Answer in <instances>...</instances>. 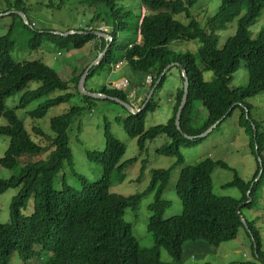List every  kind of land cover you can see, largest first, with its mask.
Masks as SVG:
<instances>
[{
    "label": "trees",
    "instance_id": "16d2710c",
    "mask_svg": "<svg viewBox=\"0 0 264 264\" xmlns=\"http://www.w3.org/2000/svg\"><path fill=\"white\" fill-rule=\"evenodd\" d=\"M199 1L139 0L140 10L136 15L123 5L124 0H79L78 4L93 10V17L87 23L90 30H69L60 35L35 32L28 45L30 49H37L41 38H58L61 48L69 54L93 42L92 50L96 51L93 61L105 51L104 57L95 66L89 68L90 63L87 62L82 67V62L79 68L70 70V76H66L65 80L40 62L14 63L10 57L14 48L10 31L0 37V120L4 122L0 126V137L9 139L8 147L0 158V170L16 169L14 176L0 178V196L9 189L18 190L9 206V221L0 224V264H9L13 255L22 262L38 258L42 264H162L160 249L166 251L171 264H184L183 244L188 243L207 254V247L217 248L235 240L239 230H243L249 238L254 258L251 263L240 264H264L255 220L243 216V211L253 210L259 191L264 186V131L259 132V126L250 117V107L246 103L264 92V30L255 39L249 34V27L264 10V0H220L215 14L203 26L195 21L190 12ZM7 7V11L26 15L23 0H15ZM181 14L187 24L174 19ZM16 17L23 21L18 14ZM233 19H236L233 36L216 49V35ZM102 26L108 29L106 36L110 37L109 40L97 37L91 31ZM176 41H196L199 47L195 54L177 53L170 47ZM81 61L78 60V63ZM241 61H244L247 72V84L233 89L230 87L231 78ZM197 62L201 65L198 66ZM119 64L127 68L129 79L126 80V90L103 85L87 92L131 105L128 89H136L139 93L149 79L148 92L154 89V95L161 89L166 77V74L162 77L161 74L171 65L179 70L182 82L174 95L172 116L165 125L147 131L144 129L145 114L155 108L153 95L143 109L146 100L142 102L139 113H128L123 119H116L127 136L136 139L139 156L144 153L147 142L165 137L167 144L157 149V155L175 159L169 169L151 171L145 191L130 196L112 194L109 190L112 185L125 181L128 167L137 158L121 161L125 147L108 132L106 125L104 149L85 152L88 161L99 169L97 179L90 181L74 170L69 148L68 133L74 121L84 112L90 114L96 102L116 104L81 94L78 90L81 77L89 68L85 88L90 78L100 73L112 75ZM177 65L185 71L188 80V96L180 117V131L175 127V115L183 95V78ZM203 72H212L213 81L204 82ZM31 83H39V87L29 90ZM53 94L57 96L51 98ZM15 95H20L18 105L7 109L5 101ZM75 96L80 97L83 105L71 106L67 112L49 120L50 135L44 136L47 146L34 142L16 116L17 110H27L31 104L37 103L26 114L30 119L41 120L50 109L68 105ZM198 103L206 114L202 122L197 121L193 109ZM234 111L239 112L238 126L248 138L256 163L249 182H243L234 173L233 180L225 186L239 190L241 197L237 200L212 193L211 174L216 168L230 170L226 164L205 159L187 166L180 153L181 148L204 140L189 141L183 136L197 138L221 121L218 128ZM32 132L42 136L38 129H32ZM42 155L45 159L41 158ZM176 168H180L175 195L180 201L181 213L163 220L162 215L170 203L162 199V194L168 186L171 172ZM260 171L261 176L255 182ZM148 194L153 195V201L148 205L150 216L146 230L153 246L147 249L140 246L124 216L127 210H135ZM30 198L32 211L23 215Z\"/></svg>",
    "mask_w": 264,
    "mask_h": 264
},
{
    "label": "rangeland",
    "instance_id": "374dc122",
    "mask_svg": "<svg viewBox=\"0 0 264 264\" xmlns=\"http://www.w3.org/2000/svg\"><path fill=\"white\" fill-rule=\"evenodd\" d=\"M15 0H0V37L6 35L10 31V39L14 42V48L10 53V57L14 63L23 62H40L51 68L62 79H67L75 68L92 64L93 56L96 51L92 50L93 42L85 46L80 51L67 54L65 49L59 45V39L43 37L40 39L39 48L30 49L28 45L35 32L52 33L58 35L69 30H90L91 27L87 23L93 17V10L88 9L85 5H80L79 0H23V9L26 13V22L18 20L16 12L7 11V5H11ZM220 0H200L190 9L191 15L200 26H203L209 17H212ZM123 5L132 13H139V0H124ZM7 11V12H6ZM5 12V13H4ZM22 14V13H21ZM175 20L187 24V20L183 14L175 16ZM236 29V19L231 20L226 28L216 35V49L223 46L227 38L233 36ZM264 30V10L260 17L249 27V34L252 39ZM94 33L106 35L108 31L105 27L91 30ZM71 32L67 33L70 34ZM93 33V34H94ZM123 37V34H121ZM100 37V36H97ZM103 38V37H102ZM104 40H108L104 37ZM171 49L177 53L189 52L195 54L199 44L195 42H174L170 45ZM92 51V52H91ZM60 52V53H59ZM58 53L60 55H58ZM98 55V54H97ZM82 59L80 63L78 60ZM94 62V61H93ZM78 63V64H77ZM89 65V66H90ZM197 65L201 64L197 62ZM66 66V67H65ZM71 68V69H70ZM84 69V68H83ZM82 69V70H83ZM127 68L122 65L115 68L112 75L100 73L90 78L86 85L85 91L96 90L106 85L108 87L126 90L125 82H117L122 78L128 80ZM202 78L204 82L210 83L214 79L212 72H203ZM86 80V79H85ZM110 82V85L108 83ZM85 83V82H84ZM247 84V72L244 69V61L239 63V67L232 75L230 87L233 89L242 88ZM149 79L146 80L145 86L141 89V103L147 99L149 94ZM182 86L179 70L172 68L166 73L163 85L157 91L152 101L155 103L153 111L147 112L144 118V129L163 126L172 116L173 106L175 104L174 94L177 88ZM39 87V83H31L29 90H35ZM129 92V90H128ZM135 92V91H134ZM53 94L51 98L56 97ZM20 95H15L5 101L7 109H13L18 105ZM144 99V100H142ZM131 100V99H130ZM250 107V117L259 126V132L264 131V92L250 98L246 101ZM37 103L31 104L27 110H17L16 116L24 124L25 130L32 140L41 146H47L48 142L44 136L50 135L49 120L67 112L71 106L81 107L83 103L80 97L75 96L69 104H63L50 109L46 116L41 120H33L28 118L26 112L33 110ZM140 105L133 102L132 108L138 111ZM198 122H202L206 118L205 110L199 103L193 107ZM129 111L118 104H109L104 102H96L90 114L84 112L72 124L69 135V148L72 154L74 170L85 176L88 180L93 181L99 176V169L96 168L85 156L87 151H102L104 149L103 132L105 125L108 132L125 147V154L122 162L137 158V161L129 166L126 171V179L121 184H114L109 192L121 196H130L142 193L147 188L151 171L169 169L175 162L174 158L157 155V149L167 144L165 137H158L153 141L147 142L144 153L139 156L136 139H131L123 130L121 124L116 119H123ZM130 114V113H129ZM239 112L234 111L230 118L224 121L218 128H215L202 142L181 148L180 153L184 160V165H195L202 160L210 159L211 161H219L226 164L230 170L216 168L212 174V193L216 196L228 197L231 199H240L241 194L235 187H225L234 178V173L245 183L249 182L255 172V158L251 154L248 146V138L243 130L238 126ZM4 125L0 120V126ZM32 129H38L42 136L35 135ZM9 139L0 137V158L8 147ZM45 159V155H42ZM180 168H176L171 172L168 186L162 194V199L168 201L170 206L165 210L162 219L166 220L175 217L181 213V204L175 195V184L179 176ZM16 174V169L6 171L0 170V178L8 179ZM58 188V186H57ZM17 189H9L0 196V224L9 221V206L12 198L17 194ZM153 201V195L144 196L139 202L135 210H127L124 220L132 226L134 237L142 248H150L153 246L152 238L147 232V222L150 216L148 205ZM264 205V186L259 191V196L255 200L253 210L243 211V216L248 219L255 220L261 251L264 252V219L262 218V207ZM32 211V199L27 202L26 210L23 215L30 214ZM207 254L201 249L191 247L188 243L182 246V259L184 264H240L251 263L254 261L251 243L243 230H239L235 240L221 244L217 248L207 247ZM160 261L162 264H171L165 250L160 249ZM193 256L195 258H193ZM204 256L203 258H200ZM9 264H42L38 258H32L27 262H22L16 255H13Z\"/></svg>",
    "mask_w": 264,
    "mask_h": 264
},
{
    "label": "water",
    "instance_id": "95a60500",
    "mask_svg": "<svg viewBox=\"0 0 264 264\" xmlns=\"http://www.w3.org/2000/svg\"><path fill=\"white\" fill-rule=\"evenodd\" d=\"M16 14H18V15L21 17V19L24 21V23H27V22H26V19H25V16H24L23 14H21V13H16ZM58 35H60V34H58ZM66 35H67V34H66ZM66 35H62V36H66ZM94 35H96V36H100V37H103V39H104V37L107 38L108 40L110 39V37H108V36H106V35H104V34L94 33ZM104 55H105V51H103L102 53H100V55L98 56V58H97L94 62H92V64L89 66V68L95 66V65H96V64H97V63H98V62L104 57ZM172 67H173V65L167 67V68L163 71V73L161 74V77H162L163 75H165L166 72H167L170 68H172ZM177 67L180 69L181 77L183 78V95H182L181 102H180V104H179V107H178L177 112H176V115H175V127H176V130H177V131H180V127H179V125H180V124H179V122H180V117H181L182 110H183V108H184V106H185V104H186L187 96H188V80H187V76H186L185 71L182 70L178 65H177ZM89 68H88V70H89ZM88 70L85 71L84 75L81 77V79H80V81H79V83H78V90H79V92H80L81 94H83V95H85V96H87V97L93 98V99H100V100H110V101H113V102H115L116 104H118V105L124 107L125 109H127V110L129 111V113L132 114V115H135V114L139 113V112L144 108V106L150 101V99H151V97H152V95H153L154 89L151 90V91L149 92V94H148V96H147V99H146V101H145V103H144L142 109L136 111V110H134V109L132 108L131 105L126 104V103H124V102H121V101L118 100V99H112V98L106 97V96L101 95V94H98V93H88V92L85 91V88H84V82H85L86 74H87ZM161 77L159 78L158 82L160 81ZM158 82H157V83H158ZM220 122H221V121H218L217 123H215L213 126H211L207 131H205L202 135L198 136L197 138H190V137H186V136H183V137L186 138V139L189 140V141H194L195 139H202V138H205V137L208 136V134H209L210 132H212V131H213V130H214V129L220 124ZM260 176H261V171L259 172L258 177L256 178L255 182L259 180ZM251 187H252V185L250 186V188H251ZM248 194H249V192L247 193V195H248ZM242 223H243V221H242Z\"/></svg>",
    "mask_w": 264,
    "mask_h": 264
},
{
    "label": "crops",
    "instance_id": "0c3cea01",
    "mask_svg": "<svg viewBox=\"0 0 264 264\" xmlns=\"http://www.w3.org/2000/svg\"><path fill=\"white\" fill-rule=\"evenodd\" d=\"M141 13L142 14H144L145 13V11L144 10H142L141 11ZM119 81H121V82H125L126 83V87H127V85H128V83H127V81H126V79L125 78H122V79H120V80H117V82H119ZM108 85H110V82L108 83ZM178 89V88H177ZM177 89H176V91H177ZM129 90V93H128V98L129 99H131V102H130V104H131V106H133V102H134V104L136 105H140V101H141V98H140V96H141V90H139V93H138V91H136V89H128ZM135 91V92H134ZM176 91H175V94H176ZM174 94V95H175ZM142 100H144V99H142Z\"/></svg>",
    "mask_w": 264,
    "mask_h": 264
},
{
    "label": "built area",
    "instance_id": "2783aa9c",
    "mask_svg": "<svg viewBox=\"0 0 264 264\" xmlns=\"http://www.w3.org/2000/svg\"><path fill=\"white\" fill-rule=\"evenodd\" d=\"M122 64H119L117 67L121 66Z\"/></svg>",
    "mask_w": 264,
    "mask_h": 264
}]
</instances>
